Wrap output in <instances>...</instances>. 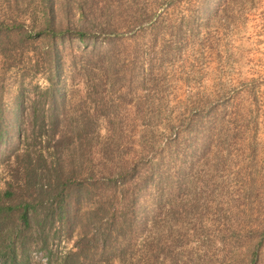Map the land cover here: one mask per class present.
<instances>
[{
    "label": "rangeland",
    "instance_id": "374dc122",
    "mask_svg": "<svg viewBox=\"0 0 264 264\" xmlns=\"http://www.w3.org/2000/svg\"><path fill=\"white\" fill-rule=\"evenodd\" d=\"M0 129L31 264H264V0H0Z\"/></svg>",
    "mask_w": 264,
    "mask_h": 264
},
{
    "label": "trees",
    "instance_id": "16d2710c",
    "mask_svg": "<svg viewBox=\"0 0 264 264\" xmlns=\"http://www.w3.org/2000/svg\"><path fill=\"white\" fill-rule=\"evenodd\" d=\"M58 71V67L56 69V72ZM50 82H52V79H49ZM2 129H0V138L2 137ZM28 164L26 166L25 170V177H26V185L28 187L33 186H39L40 187V198H41V204L42 207L45 210V219L42 221H38L41 227H44L45 224L48 222V218H54L55 209L52 207H45L44 204V198L48 196L49 198H52L51 191L44 189L46 187L50 186L51 189H57V188H66L73 183V176L71 177H62L60 175V167L59 165L57 167H54L56 179L55 186L53 187L51 185V182L44 183V178L41 176V173L45 171H49L50 167L46 164V161L43 157V153L37 155L36 158L28 157ZM35 161V162H34ZM59 167V168H58ZM41 172V173H40ZM5 197H9L13 195V192L10 190H6L3 194ZM62 196V193H58L57 195H54L56 198L53 200H56L58 196ZM58 202V218L60 220H66L67 219V209L63 206V203L65 201L64 198H61L60 200H56ZM52 205V204H51ZM30 208H33V206L30 203H22L18 206H6L4 203L1 202L0 197V230L5 227V222L7 220H11L13 218V212L15 210H20L19 219L22 221V225H17V229L14 227H11L10 229H7L6 237L4 238L5 245L0 248V262L2 261L3 264H31L30 258H29V250H30V242L33 241V238L27 234L28 230L31 229V220L32 217L30 216ZM34 209V208H33ZM47 210V211H46ZM52 222V221H50ZM16 237L15 239L13 238ZM20 238L21 246L23 247V252L25 253L23 257L18 258L17 252H16V242ZM48 242L45 240L43 243V249H47ZM66 260V259H65ZM65 261H63V264ZM62 264V263H61Z\"/></svg>",
    "mask_w": 264,
    "mask_h": 264
}]
</instances>
